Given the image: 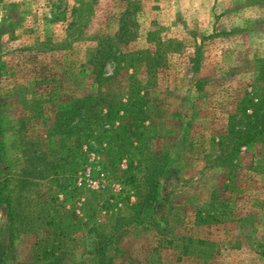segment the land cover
I'll use <instances>...</instances> for the list:
<instances>
[{
  "label": "rangeland",
  "instance_id": "1",
  "mask_svg": "<svg viewBox=\"0 0 264 264\" xmlns=\"http://www.w3.org/2000/svg\"><path fill=\"white\" fill-rule=\"evenodd\" d=\"M74 1L0 0V183L2 174L10 178L18 222L27 225L23 231L18 227L9 244L0 208V264H38L36 226L51 216L43 218V211L54 207L72 222H83L66 245L63 264H89L82 251L92 241V224L129 216L127 207L135 203L129 186L125 197L117 196L120 178L133 174L140 181L162 165L161 205L149 218L158 227L122 228L114 237V264H146L155 256L150 253L159 232L173 242L156 246L162 264H264V143L233 152L228 137L217 145L239 102L254 101L264 89L255 79L256 61L264 59V0H83L84 21L73 24ZM125 8L126 27L117 37ZM148 31L163 46L164 64L150 75L136 61L119 70L106 63L102 73L109 79L98 89L91 60L107 46L143 50ZM195 55L192 73L189 60ZM130 80L141 88L136 103L144 119L139 142L117 164L109 168L103 146L92 140L49 134L58 106L94 98L98 90L106 100H124ZM118 124L128 139L130 120ZM55 166L54 184L45 178ZM225 177L231 181L222 189ZM20 178L31 185L22 186ZM102 189L118 204L110 215L99 211L93 218L91 192ZM84 204L89 211H82ZM198 212L205 223H197ZM180 236L189 239L184 255Z\"/></svg>",
  "mask_w": 264,
  "mask_h": 264
},
{
  "label": "trees",
  "instance_id": "2",
  "mask_svg": "<svg viewBox=\"0 0 264 264\" xmlns=\"http://www.w3.org/2000/svg\"><path fill=\"white\" fill-rule=\"evenodd\" d=\"M74 4L75 6L71 8V12L69 11L72 19L69 23H82L85 18L83 10L81 9L84 5L83 0H75ZM127 10L128 9L125 8L120 14V24L118 32L116 33L117 37L122 34V31L124 32L126 27L124 19L128 16ZM144 40L145 48L143 50L119 52L107 46L101 49L102 51L100 52L102 54L100 56L94 54L96 56L91 60L90 65L93 68V81L96 83L98 89L100 88L99 85L101 84V80L109 79H104L102 73L106 63H112L115 69L117 68V70H119L122 68H132L133 61H136L142 63L145 70H147L150 75H153L155 71L164 64L165 55L159 39L154 41L153 32L148 31L145 34ZM125 42H127V40ZM93 60L95 61L94 63ZM189 63L191 64V72L196 73V64L198 63L196 55L189 60ZM112 76L113 75H111V78ZM255 79L264 84V59L256 61ZM125 90L126 97L124 100H106L98 90L94 98H75L58 106L54 113L53 122L48 129L50 132L49 134L64 137L74 135L85 140H92L96 143L98 148L103 146L102 150L106 154L105 156L107 159L109 157V162H111L109 168L117 164L116 161L121 160L123 156L128 154L129 150H132L133 142H139V137L141 136L140 126L144 119V109L136 103V98L141 91L138 81L130 80L127 82ZM248 109L250 110L249 114L247 112ZM122 119H129L131 123L132 129L131 132H129L128 139L122 138L120 132L118 122ZM21 133L19 134V142H23V133ZM224 135L225 137L220 138L217 145H221L222 141H224L223 139L228 137V139L232 141L230 152L240 150L241 148L250 151L255 146L264 143V89L254 101L248 98L239 102L235 108L234 114L230 115L228 118ZM72 155L76 158L78 155L82 158L84 156L80 151L78 155L75 153ZM165 167V165L153 167L151 168L153 172L147 170L140 181L136 180L133 174H128L120 178L122 190L117 196L120 197V194L123 193V197H125L124 194H127V190H125L124 187L129 186L134 195L135 203L127 207L129 216L122 215L120 219L115 222L107 216L102 222L95 221L96 223L94 222L92 224V241L88 246L83 248L82 251V254H86L89 257V264H114L118 257V248L114 243V237L122 228L135 225L142 226L146 229V227H152L154 225L155 219L151 223L149 218L156 215V209L161 205L162 186L158 181V177L163 175ZM51 169L52 176L45 178V180L55 184L56 180H52V178L58 176L54 174L58 166ZM111 172L115 173L113 171ZM154 173L157 177H155ZM2 175L0 183V208L8 220L9 244H12L14 237L17 235L18 227H20L21 230L27 225L24 226V222H18L21 214L17 212L12 205V199L8 189L10 178L4 174ZM225 178L226 181L222 184V189H227L230 185L231 179L229 177ZM70 181L73 184V180L70 179ZM19 183L24 187L31 185V182L26 178H20ZM70 190L72 192L75 191L74 188ZM65 193H67L65 197L69 199L71 195L68 194V192ZM91 193L93 206L91 211L92 217L96 216L99 211L106 213V215H110L118 204L112 203L115 195L105 189ZM84 206L85 204L83 205L82 211H89V207L84 208ZM43 212H46L43 218H47L48 215L51 216L47 221H44L42 225L36 226V229L39 230L37 240L33 247V260L38 264H63L65 259L64 256L67 253L65 250L66 245L73 242V238L83 222L81 219L72 222L69 214L63 212L58 207ZM89 218H91V215L87 216V220ZM195 219L197 223L199 222L198 224L205 223L202 212L196 213ZM84 222H86V219ZM159 222H161V220L158 219L157 223ZM154 226L158 227L157 225ZM29 227L31 226H28V228ZM157 236L159 237L156 245L157 247H161L162 244H173L172 240L163 238L162 236H164V234L161 232H159ZM178 241L181 255H184L189 244V239L180 236ZM197 243L199 245H205L203 240ZM156 246L153 248L152 253H150V255L155 256L147 260L146 264H162L157 254L158 248ZM178 258L179 257H176V261Z\"/></svg>",
  "mask_w": 264,
  "mask_h": 264
}]
</instances>
